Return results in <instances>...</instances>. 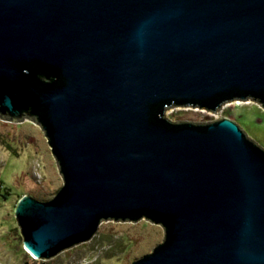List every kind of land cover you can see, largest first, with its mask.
Masks as SVG:
<instances>
[{"label":"water","instance_id":"water-1","mask_svg":"<svg viewBox=\"0 0 264 264\" xmlns=\"http://www.w3.org/2000/svg\"><path fill=\"white\" fill-rule=\"evenodd\" d=\"M233 101L264 108V0H0V117L35 121L64 181L18 202L25 251L143 219L165 237L133 264H264V150L165 116Z\"/></svg>","mask_w":264,"mask_h":264},{"label":"rangeland","instance_id":"rangeland-1","mask_svg":"<svg viewBox=\"0 0 264 264\" xmlns=\"http://www.w3.org/2000/svg\"><path fill=\"white\" fill-rule=\"evenodd\" d=\"M172 123L235 121L248 138L264 150V108L253 101L224 104L216 114L205 109L178 107L166 111ZM64 181L44 131L35 121L19 123L0 117V264H133L163 243L162 226L147 220L136 223L102 222L88 242L50 260H36L23 246L16 219L21 197L50 201Z\"/></svg>","mask_w":264,"mask_h":264}]
</instances>
